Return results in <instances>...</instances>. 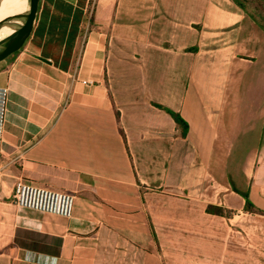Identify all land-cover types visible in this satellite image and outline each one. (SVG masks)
<instances>
[{
  "label": "crops",
  "instance_id": "1",
  "mask_svg": "<svg viewBox=\"0 0 264 264\" xmlns=\"http://www.w3.org/2000/svg\"><path fill=\"white\" fill-rule=\"evenodd\" d=\"M89 3L41 0L0 63V264H264V31L233 0Z\"/></svg>",
  "mask_w": 264,
  "mask_h": 264
},
{
  "label": "built area",
  "instance_id": "2",
  "mask_svg": "<svg viewBox=\"0 0 264 264\" xmlns=\"http://www.w3.org/2000/svg\"><path fill=\"white\" fill-rule=\"evenodd\" d=\"M7 104L8 90L0 88V157L6 124ZM13 200L16 205L23 208L70 216L74 197L67 193L51 191L19 180L14 188Z\"/></svg>",
  "mask_w": 264,
  "mask_h": 264
},
{
  "label": "water",
  "instance_id": "3",
  "mask_svg": "<svg viewBox=\"0 0 264 264\" xmlns=\"http://www.w3.org/2000/svg\"><path fill=\"white\" fill-rule=\"evenodd\" d=\"M40 3L41 0H29V8L25 13L0 22V30L4 26L13 29L11 34L0 40V63L20 51L31 37L37 21Z\"/></svg>",
  "mask_w": 264,
  "mask_h": 264
},
{
  "label": "trees",
  "instance_id": "4",
  "mask_svg": "<svg viewBox=\"0 0 264 264\" xmlns=\"http://www.w3.org/2000/svg\"><path fill=\"white\" fill-rule=\"evenodd\" d=\"M233 2L238 7H240L248 16H250L254 21H256L257 25L264 31V0H233ZM253 2L261 3L262 8H261L260 12L256 13L254 10H252L250 8V5ZM17 53L18 52L11 55L9 58H7L3 62H10L11 60H13L16 57ZM158 107L165 110L174 119L175 123L181 128V135L183 137H185L189 132V125L182 118V116L179 113H177V112H175V111H173L167 107H163V106H158ZM245 199H246L245 210H247V211H253L254 210V211H257L259 213L264 214L263 211L253 208V205H252L251 201L249 200L248 195L246 196ZM207 210L209 213H212L214 215H219V216H227V211H228L222 207H217V206H210V207H208Z\"/></svg>",
  "mask_w": 264,
  "mask_h": 264
},
{
  "label": "bare ground",
  "instance_id": "5",
  "mask_svg": "<svg viewBox=\"0 0 264 264\" xmlns=\"http://www.w3.org/2000/svg\"><path fill=\"white\" fill-rule=\"evenodd\" d=\"M29 8V0H16L14 5H3L0 3V22L3 20L25 13ZM13 32L12 28L4 26L0 30V40Z\"/></svg>",
  "mask_w": 264,
  "mask_h": 264
},
{
  "label": "rangeland",
  "instance_id": "6",
  "mask_svg": "<svg viewBox=\"0 0 264 264\" xmlns=\"http://www.w3.org/2000/svg\"><path fill=\"white\" fill-rule=\"evenodd\" d=\"M94 4H95V0H90V3H89V11H88V14H87V17L89 15V20L91 19L92 20V12H93V7H94ZM250 8L252 10H254L256 13L260 12L261 8H262V5L261 3H256V2H253L251 5H250ZM258 11H257V10ZM246 14V13H245ZM247 15V14H246ZM247 17L249 19H251L252 21H254L250 16L247 15ZM256 23V21H254ZM257 24V23H256ZM227 216L228 217H232V211H227Z\"/></svg>",
  "mask_w": 264,
  "mask_h": 264
},
{
  "label": "flooded vegetation",
  "instance_id": "7",
  "mask_svg": "<svg viewBox=\"0 0 264 264\" xmlns=\"http://www.w3.org/2000/svg\"><path fill=\"white\" fill-rule=\"evenodd\" d=\"M15 1L16 0H2L1 3L3 5H7L8 6V5H14Z\"/></svg>",
  "mask_w": 264,
  "mask_h": 264
}]
</instances>
